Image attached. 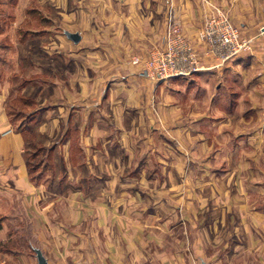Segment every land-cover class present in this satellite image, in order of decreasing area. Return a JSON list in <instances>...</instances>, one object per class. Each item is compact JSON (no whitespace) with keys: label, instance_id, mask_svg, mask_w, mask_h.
<instances>
[{"label":"crops","instance_id":"obj_1","mask_svg":"<svg viewBox=\"0 0 264 264\" xmlns=\"http://www.w3.org/2000/svg\"><path fill=\"white\" fill-rule=\"evenodd\" d=\"M30 1L39 5L13 15V32L25 28L16 47L39 72L20 95L52 91L17 127L0 76V200L10 201L0 213L11 209L0 218V264H264V0ZM215 7L243 34H257L253 50L222 65L200 40ZM171 11L203 69L170 79L188 84L189 107L174 90L177 98L159 107L173 119L158 123L147 102L153 93L160 101L163 85L140 77L131 60L164 48ZM74 32L77 41L68 39ZM219 80H231L233 91L220 89L214 100ZM41 114L38 131L56 165L38 177L48 185L32 179L27 155L25 127ZM186 157L193 164L182 171ZM202 161L209 173L198 179ZM177 184L186 201L150 199ZM180 207L189 212L183 219Z\"/></svg>","mask_w":264,"mask_h":264},{"label":"rangeland","instance_id":"obj_2","mask_svg":"<svg viewBox=\"0 0 264 264\" xmlns=\"http://www.w3.org/2000/svg\"><path fill=\"white\" fill-rule=\"evenodd\" d=\"M5 0H0V24L2 23V18L3 16H1L3 13L2 12H6L8 15L5 16V18H3L4 20H6V22L4 23L3 27L6 28L5 32H2L0 34V44L4 45V44H8V49L7 51L4 52H0L1 55L4 56L5 58V65L2 63L0 64V76H3L5 80H3V83L5 86L8 87V89L10 90V94H12L11 96V102H10V106L8 109V114L10 116V119H12V121H14L15 125L17 127L19 126H23L28 124V121L31 117H33L34 115H36V113H30V111H32L35 108H39L41 105L44 104V98L47 97L50 93H51V89L48 87H44L42 89L37 88L36 90H33L34 94H36V96L34 97H29L28 95H26V97H23V95L20 94H24L23 92V87L24 85L27 84L26 79L29 78L30 76H32V74L36 72H39V70H35L33 66L30 65V63H28L29 58L28 54L29 51L27 52V49H21V48H17L16 47V39L22 43V41H24L23 35V29H20L19 33H15L13 32L14 30V22H15V17L13 15H17L19 12H27L29 11V8H35L37 4H34V2H31L30 0H21L20 5L18 6V0H7L5 2V4H2V2ZM39 5V4H38ZM222 11V12H227V14L230 16L232 22L236 25V23L234 22V20L231 17V14L227 11V10H222L221 8L215 7L213 9V12H217V11ZM50 12H55L54 9L50 10ZM6 15V14H5ZM9 16V17H8ZM21 16V15H20ZM22 18V16H21ZM56 17L54 16V19ZM237 26V25H236ZM241 31V29H240ZM242 32V31H241ZM16 35V39L15 36ZM77 35L78 39H79V34L77 32L74 33H68V39L69 40H75L73 39V36ZM243 37H245L246 39L251 40L252 42V49L253 50V46H254V42L256 40V35L257 34H243ZM54 39H55V34H54ZM77 41V40H75ZM1 50V49H0ZM32 53L35 56V60L37 59L38 61H44V57L41 53V50L35 48L32 50ZM34 56L31 57V59H33ZM55 59V58H54ZM34 60V59H33ZM56 62H58L56 60ZM7 63V64H6ZM53 67H56V69H60V66L56 63L53 65ZM54 71V69H53ZM47 72H51L50 70H47ZM11 74V75H10ZM54 75H56L55 73H53V77ZM46 76L48 77V75L46 74ZM42 84H46V86L50 85V82H41ZM161 85H163V89L164 93H159V97L161 95V97L159 98L160 101H158L157 97H155V95L157 96V94L153 93V98H150V101L147 102L148 104V110L150 111V116L152 117V119L155 122L160 123L162 121V115L160 112V108L159 107H165L167 106V104H171L173 101V96H175L177 98V94H175L176 92H174V90H182V96L184 97V102L183 105L186 107H189V103L190 100L188 97V94L192 91L189 92L188 89V84H186V82L182 83H174L172 82L170 79L169 80H165V81H161L160 82ZM229 85H228V84ZM219 84V87H215L214 86V90H213V99L216 100L217 98H219V92L221 91L220 89H224L225 87L229 88V92H232L233 90V83L231 82H224V81H216V85ZM228 85V86H227ZM239 88H241V85H238ZM176 88V89H175ZM201 92V89L199 90ZM36 92V93H35ZM195 94V93H194ZM228 94V93H227ZM223 97L225 98V100H227V95ZM199 95V94H198ZM222 94H220L221 96ZM15 98V99H14ZM156 98V100H155ZM14 99V100H13ZM163 99L165 100L163 102ZM197 99V97H196ZM230 99V96H229ZM228 99V100H229ZM158 101V102H157ZM202 102V103H201ZM209 102V101H208ZM25 104H30V107L24 106ZM205 101H197V105H204ZM216 104H218V106H220V102L216 101ZM223 104V103H222ZM224 105H227V101L224 102ZM223 107V106H222ZM224 109V107H223ZM225 110V109H224ZM44 116V115H43ZM42 114L39 116V122L38 125H28L27 127H25L26 129V134L28 137V148L31 149V151H27V155L28 158H30V166L31 167H36L35 171V176H37V174H43V172L46 171H51V168L55 166L56 169V165H52V160L49 156H47V150H45V140L46 137L44 134L40 133L38 131V126L43 124L45 117H43ZM166 121H170L173 118L170 116V118H166ZM163 119V120H165ZM193 162L190 161L187 157L185 160L181 159V161H179V163L177 164V166H179L180 170L184 171L187 170L189 167H192ZM197 170H200V174H196V176L198 177V179L200 178H205L206 176H208L209 173V169L207 168V165L202 161V162H197ZM210 164V163H209ZM233 165L236 164V161L232 162ZM212 166H214L212 164ZM59 168H60V164H59ZM206 169V171H205ZM222 171L228 169L227 165L224 163L223 165L220 166V168ZM202 171V172H201ZM219 175H220V171H218ZM41 174V175H42ZM207 174V175H206ZM40 175V176H41ZM44 175L46 176V174L44 173ZM44 175H42L43 177H45ZM236 173H232L229 179V181H233V179L236 178ZM221 176V175H220ZM41 178L39 179L38 177H36V182L39 181H45L44 185H48V182L46 181V178ZM160 181H163V179H165L164 177H159ZM167 179V178H166ZM172 178H170L171 180ZM181 182L185 183V179L186 178H181ZM173 180V179H172ZM264 178L261 179L260 181L263 182L262 186H264ZM177 183V181H176ZM175 183V185H176ZM186 183H188V181H186ZM174 184V183H173ZM178 185V184H177ZM166 192L163 195H157L156 193L154 194H150V199H161L164 198L167 201L170 202H174L175 204H179L181 202H184V200L186 201L187 199V193L185 191H183V187L179 188V185L177 187V189H175L174 192H169L167 190H165ZM256 195V194H255ZM253 195V196H255ZM264 195V194H263ZM6 199L0 200L1 204H6L8 201ZM8 204H10V201L8 202ZM3 213H0V218L4 215V214H8L11 213V209L5 208V210H2ZM178 215L180 216L181 219L187 217L188 215V210L185 208H179L177 210Z\"/></svg>","mask_w":264,"mask_h":264},{"label":"built area","instance_id":"obj_3","mask_svg":"<svg viewBox=\"0 0 264 264\" xmlns=\"http://www.w3.org/2000/svg\"><path fill=\"white\" fill-rule=\"evenodd\" d=\"M200 40L206 54L214 57L219 65L252 49L251 40L243 37L227 12L219 10L206 19ZM131 64L140 68V77L154 82L189 77L203 69L196 49L183 34L172 11L167 21L164 48L151 51L147 58L135 56Z\"/></svg>","mask_w":264,"mask_h":264},{"label":"trees","instance_id":"obj_4","mask_svg":"<svg viewBox=\"0 0 264 264\" xmlns=\"http://www.w3.org/2000/svg\"><path fill=\"white\" fill-rule=\"evenodd\" d=\"M5 2H6V1H3L2 4H5ZM2 13H3V14H2L1 16H3V18H5V16L8 15L6 12H2ZM0 14H1V12H0ZM5 14H6V15H5ZM8 17H9V16H8ZM3 18H2V23L0 24V34H1L2 32H5V29H6V28L3 27L4 23L6 22V20H4ZM0 49H1V50H0L1 53H2V52L5 53V51H7V49H8V44H4V45L0 44ZM2 63L5 65V58H4L3 55L0 54V64H2ZM6 64H7V63H6ZM48 153H49V152H48ZM29 165H30V163H29ZM35 169H36V167H34V166L31 167V166H30V170H31L32 172H34ZM40 175H41V174H38L37 176L32 177V179L35 180L36 177H40Z\"/></svg>","mask_w":264,"mask_h":264},{"label":"water","instance_id":"obj_5","mask_svg":"<svg viewBox=\"0 0 264 264\" xmlns=\"http://www.w3.org/2000/svg\"><path fill=\"white\" fill-rule=\"evenodd\" d=\"M73 39L78 40V36L74 35ZM40 264H47L46 260L43 257H40Z\"/></svg>","mask_w":264,"mask_h":264}]
</instances>
